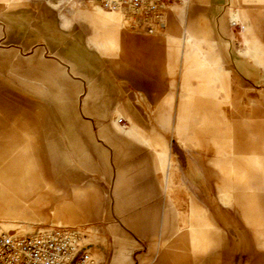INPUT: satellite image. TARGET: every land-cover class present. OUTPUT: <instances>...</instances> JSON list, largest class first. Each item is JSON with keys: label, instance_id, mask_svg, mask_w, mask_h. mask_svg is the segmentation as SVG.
I'll use <instances>...</instances> for the list:
<instances>
[{"label": "rangeland", "instance_id": "374dc122", "mask_svg": "<svg viewBox=\"0 0 264 264\" xmlns=\"http://www.w3.org/2000/svg\"><path fill=\"white\" fill-rule=\"evenodd\" d=\"M80 10L119 17L135 38L103 34V24L86 21ZM0 21L8 28L3 44L22 46L26 56L15 50L25 61L31 59L32 48L41 49L43 44L62 61L53 60L75 91L63 106L87 124L94 147L88 148L89 153L72 154L71 143L79 146L81 138L66 130L54 91L29 75L33 64L17 67L0 59V176L15 175L9 188L13 192L2 190L0 184V225L23 235L49 227L77 228L88 244L80 247L90 251L97 264H228L231 260L223 252L230 256L232 250L242 253L248 246L247 240L245 248L233 241V248L224 249L229 233L261 232L263 242L264 0H186L172 7L165 30L155 35L144 30L148 25L139 29L122 13L100 10L85 0H0ZM184 30L193 34L197 44L190 63L182 57ZM31 32L33 38H23ZM89 35L95 45L88 44ZM153 39L160 41H143ZM52 40L56 48L49 43ZM70 69L77 79L67 74ZM230 70L241 81L234 102L237 126H231V100H222L220 106L212 103L213 113L204 105L210 88L227 84ZM88 94V115L94 124L79 111L78 100L82 96L84 103ZM120 96L136 106L145 128L135 136L122 132L127 112L118 113L123 122L117 126L99 117L109 101ZM221 106L224 110L216 112ZM207 118L209 142L220 143L217 156L226 157L221 145L228 148L236 142L238 162L232 169V176H237L236 210L231 218L226 213L229 207L223 208L225 213L219 211L220 221L214 223L205 212L207 224L193 216L190 227L178 232L177 217L165 211L158 161L170 156L175 177H208V202L201 197L199 183L187 187L195 200L194 214L199 204L215 208V178L229 176L224 174L225 164H216V152H209L207 159L199 152L208 148L207 137L199 132ZM29 132H35L46 165H56L55 177L41 176L26 140ZM97 133L105 144L97 140ZM22 188L27 192L16 194ZM25 199L27 218H19L12 210L25 209ZM255 250L260 252L257 264H264V247L257 244Z\"/></svg>", "mask_w": 264, "mask_h": 264}, {"label": "crops", "instance_id": "0c3cea01", "mask_svg": "<svg viewBox=\"0 0 264 264\" xmlns=\"http://www.w3.org/2000/svg\"><path fill=\"white\" fill-rule=\"evenodd\" d=\"M78 14L80 16H85L86 21H89L91 23H96V22H101V24H103V28H102V33L106 34V35H125V36H129L130 38H135L133 36H131L130 32H128V30L124 27V24L122 23V21L120 20L119 17H110V16H105L102 14H93V13H86L85 11H79ZM9 19L11 21V18L9 16ZM12 23V22H11ZM15 26V25H14ZM14 26L12 23V28H13V33L15 35L16 38L20 39L21 35H18L20 33L17 34V32H15L14 30ZM7 32H8V28L7 26L0 21V59L4 60L6 63H9L10 65L13 66H21L23 67L26 64H30L28 67H32V64L34 65V67L31 69V71H33V73L29 74L32 75L34 77V79L37 80H41L44 81L45 83H47L49 85V87L54 91L52 92V96L54 98H56L59 103H60V109L62 111L63 117L66 120V127L68 129H66L69 132H73L75 133L77 136H79V146H74L71 143V147H72V154L77 155L80 152H88L89 153V147H93V143L90 137V134L88 132V127L87 124H85L82 120V122L79 121V116L77 114H75V112L72 109L69 108H65L63 105L65 103L66 100L73 98L75 96V91L73 88V85L70 83L69 79L66 78V75L56 67V65L54 64L53 60L56 61H61L58 59V57H56V54L54 53H50L49 52V48L48 46H46L45 44L39 46L42 47L41 49H36V48H32L31 50V54L32 57L30 60L25 61L24 59H22V57H20L16 52L18 51V53H20V55H24L26 56V50L17 44L14 43H7L6 45L3 44V40L5 38H7ZM39 32V31H38ZM91 40L88 43L89 45H95V41L93 39V36L89 35ZM23 38L26 39H31L33 38V34L28 33L25 34ZM144 42L147 43H156L159 42L160 40L157 39H153V40H143ZM2 42V43H1ZM49 43L51 45H53V47L56 48V44L55 42L49 41ZM13 48V50H11ZM17 49V51L15 50ZM62 49V48H61ZM65 49V48H64ZM80 54V53H79ZM181 54V53H180ZM80 56L85 57L88 56L85 53H81ZM89 57V56H88ZM62 62V61H61ZM246 66V65H245ZM246 71L249 73L250 76H252V71L248 70L247 66L245 67ZM259 69L262 70V67ZM67 74L72 77V78H78V76L73 72L72 69L67 71ZM219 75V73H217ZM229 81L227 82L226 85H222V83H220V87L219 88H210L208 91V97L207 99L204 101L205 102V107L209 110L210 113H213L215 110L210 109V106L212 105V103H215L216 106H220L222 105V100L228 101L231 100V104L233 106H231V114H232V121H231V126L232 125H236L237 123V114H236V110L234 107V102L236 99V88L239 86V84L241 83V81L238 79V77L234 74L233 71L230 70L229 73ZM69 91V92H66ZM83 92V91H82ZM86 94V93H85ZM84 95V94H82ZM89 96L90 94H88L84 100H82V96L81 98L78 100V104H79V111H80V115L82 116L83 119H89L93 122V124L95 123L93 117L88 115V108L87 105L89 104L88 100H89ZM82 101V102H80ZM86 101V102H85ZM67 102V101H66ZM227 107V106H226ZM224 108H222V106L218 109H216V112H220L223 111ZM120 112H127L129 115H127V119L125 122L124 127H122V132L127 135V136H135L137 135L139 132H141L143 129H145L140 122L138 121L137 118V114H138V110L136 108V106L132 103V101H125L124 99H122V97L120 96L118 99H111L109 101V103L106 105L104 112L102 113V115H100V118H109L113 121V123L117 126L120 121L121 118L118 117V113ZM117 114V116L115 117L114 115ZM130 115H133L130 116ZM157 115L154 117L156 118ZM209 118V117H208ZM208 118L205 119V121H201L202 123V128L201 130H199V132L202 135H205L208 140V148L207 149H203V151H199L200 154H202L203 158H208V153L209 152H216V164H225V166L228 168L229 172H230V176L229 177H216L214 184L216 185L215 191H216V196H217V205L215 206V208H213V206H211L214 210H212V208L209 206V204H207L206 206H202L201 204H199L198 206V214H194V208L192 206V201H195L193 198V195L191 193V191L188 189L187 185L188 184H192V183H199L200 187L202 189V196L206 202H208V196H209V178L208 177H199L194 179L192 176H190V174H188L187 176H180V177H175V181L174 183L176 185H178L181 189L183 194H185L186 196V215H184V220L181 218V215L178 212V209L176 208L175 204H174V200L170 199L167 197V188H168V183H171V178L169 177V173H170V169L171 168V157L168 155H164L163 157L159 158V171L157 174V181L159 184V189H160V193L162 196V200L165 201L166 203V207H165V211L168 212L169 210L171 211L170 213L174 214L177 217L178 220V232H182L184 230H186L187 228L190 227L191 223L193 222V216H198V221L201 224H207V220L205 219L206 216L205 212L207 214V216L210 219L211 223H214V221L219 222V217H218V212L221 211V213H225L223 208H227L229 207V210L227 213V215L229 217L232 218V214H234L235 210H236V206L233 205V202L235 200V192L237 190V176H232L233 175V167L235 166V164L238 162V157L235 155L236 153V142L231 144L230 147L227 146L228 148L231 149V154H229L227 157H219L217 156V154H219V141L218 139L215 140V142L213 143V140H211V142H209V136H208ZM233 118H235L233 120ZM123 122V120H122ZM126 126V127H125ZM233 127L236 129V127ZM179 137L180 134L177 130L174 131ZM30 137L29 139L27 138L26 140L30 141V152H32L33 157L37 160L38 162V168H39V172L41 174L42 177L45 178H51V177H55L56 175V165H52L51 167H48L44 161V156H46L44 154V150L40 147L37 146V140L35 139V132H29ZM234 135H236V132L234 130ZM98 133L96 134V138L97 140L101 141L102 144H105L104 141H102L101 139H99L98 137ZM188 143V142H187ZM210 143V144H209ZM223 144V142L221 143ZM223 146L222 149L226 146ZM7 148H9V145H6ZM11 148V147H10ZM222 154H223V150H222ZM225 155V154H223ZM201 157V158H202ZM3 165V159L0 156V168ZM169 165V166H168ZM216 167L218 168V166L216 165ZM169 169V170H168ZM219 169V168H218ZM220 170V169H219ZM2 171V170H1ZM1 171H0V175H1ZM221 172V170H220ZM185 174H187L185 172ZM222 175V172H221ZM28 174L27 171L25 172V185L27 182V178ZM15 179V175L14 176H9L6 177L5 179H2L0 176V184H1V188L2 190H7L8 192H13L11 190H9L10 188V184L13 183ZM168 179V180H167ZM170 181V182H169ZM224 189V190H223ZM1 190V191H2ZM22 193L20 192V190L16 193L18 195H23L27 192L26 188H22ZM27 197V196H26ZM26 199L23 203L24 206L28 207L29 206L25 203ZM118 203V199L116 198V201L114 204ZM216 213L215 214H213ZM224 215V214H223ZM63 217L67 218L68 216L66 215V213L63 214ZM216 218V219H214ZM184 221V225H182ZM120 224L127 229L128 231H130L129 228H126L125 224L123 222L120 221ZM165 225V223H164ZM261 232L260 233H254L251 231L247 232L245 230H239L237 232H232L229 233V242H226L224 240L223 244H224V249H226V247H232V245H230L231 243H233V241H236V243L238 242L239 245L243 248H245V241L247 240L248 242V246L246 251L244 252L245 249H243L242 253H239L237 250L234 251L232 250V254L229 255H225V252H223V255L225 258H230L231 262L228 264H240L243 260V264H257V254L260 252H257L255 250L256 245H261L262 247H264V239L263 242L261 241L262 239H260L261 236ZM229 244V245H228ZM223 249V250H224ZM262 254H264V252H262Z\"/></svg>", "mask_w": 264, "mask_h": 264}, {"label": "built area", "instance_id": "2783aa9c", "mask_svg": "<svg viewBox=\"0 0 264 264\" xmlns=\"http://www.w3.org/2000/svg\"><path fill=\"white\" fill-rule=\"evenodd\" d=\"M110 12L125 10L153 17L178 0H86ZM0 264H96L80 245L57 232L19 236L0 225Z\"/></svg>", "mask_w": 264, "mask_h": 264}, {"label": "bare ground", "instance_id": "6f19581e", "mask_svg": "<svg viewBox=\"0 0 264 264\" xmlns=\"http://www.w3.org/2000/svg\"><path fill=\"white\" fill-rule=\"evenodd\" d=\"M178 1L179 2L173 1V2L165 4L164 7L158 13H156L153 17H149V16H145V15H141L139 17L135 13L130 12V11H125V10L114 11L111 13H122L123 16L125 18H127L128 22H130V20H131L139 29H144L142 26L148 25L147 29H144V30L148 34L155 35V34L165 30L167 15L169 12L172 11V7L181 4V3L185 2L186 0H178ZM87 3L90 4L91 6L95 7V8H99L100 10L106 11V10L102 9L100 6L93 5L89 2H87ZM106 12H110V11H106ZM110 17H116V16H110ZM238 22L240 23L241 21L239 19H233V23H238ZM182 41H183V45H184L182 57H183L185 63H190L192 61V59L194 58V56L196 55L195 52L197 49V44L195 42V37L193 36L192 33L184 30L183 34H182ZM120 123H122V121H120ZM229 153H231L230 148L223 149V154H225L226 157ZM169 169L168 170L170 171L169 177L171 178V183H168L170 185H168V188H167V197L174 200V204H175L176 208L178 209V212L181 215V218L184 220V215H186V210H185L186 209L185 208L186 207V196H185V194H183V192L179 191L180 187L174 183V181H175L174 170L172 169V167ZM223 170H224L225 175L230 176V172L228 169H223ZM10 208H13V205H11ZM24 208L25 209H22V211H19L20 209L19 210H12V213H15V215L18 216L19 218H27L28 212H26V210H28V207H24ZM182 225H184V221H183ZM7 231H10V232L15 231L16 232L15 234H17L19 236H32L36 233H54V232H57L60 235H63L64 237L77 242L81 246L82 245L88 246V244L86 243V236H85L84 232H82L81 230H79L77 228L49 227V228H45V229H40V230H38L32 234H29V235H23L18 230H7ZM86 252L95 261L92 254L90 253V251H86ZM95 263L97 264L96 261H95Z\"/></svg>", "mask_w": 264, "mask_h": 264}]
</instances>
